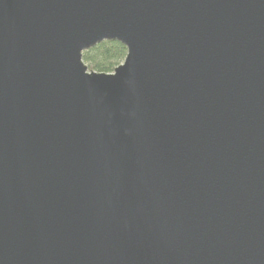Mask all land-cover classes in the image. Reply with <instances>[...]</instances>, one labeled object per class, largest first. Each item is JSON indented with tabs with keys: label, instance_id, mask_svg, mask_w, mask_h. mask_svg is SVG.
Returning a JSON list of instances; mask_svg holds the SVG:
<instances>
[{
	"label": "water",
	"instance_id": "water-1",
	"mask_svg": "<svg viewBox=\"0 0 264 264\" xmlns=\"http://www.w3.org/2000/svg\"><path fill=\"white\" fill-rule=\"evenodd\" d=\"M0 264H264V0H0Z\"/></svg>",
	"mask_w": 264,
	"mask_h": 264
},
{
	"label": "trees",
	"instance_id": "trees-1",
	"mask_svg": "<svg viewBox=\"0 0 264 264\" xmlns=\"http://www.w3.org/2000/svg\"><path fill=\"white\" fill-rule=\"evenodd\" d=\"M126 47L117 41H103L82 53L88 70L111 73L126 56Z\"/></svg>",
	"mask_w": 264,
	"mask_h": 264
}]
</instances>
